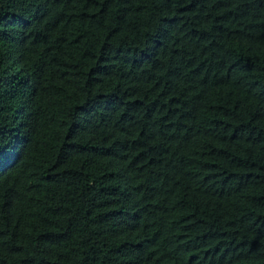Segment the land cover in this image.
I'll return each instance as SVG.
<instances>
[{"label": "trees", "instance_id": "trees-1", "mask_svg": "<svg viewBox=\"0 0 264 264\" xmlns=\"http://www.w3.org/2000/svg\"><path fill=\"white\" fill-rule=\"evenodd\" d=\"M0 264H264V0H0Z\"/></svg>", "mask_w": 264, "mask_h": 264}]
</instances>
